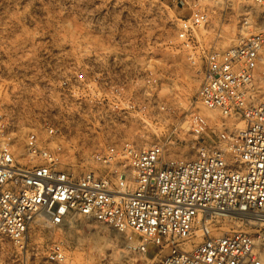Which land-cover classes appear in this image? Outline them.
Wrapping results in <instances>:
<instances>
[{
    "label": "built area",
    "instance_id": "obj_1",
    "mask_svg": "<svg viewBox=\"0 0 264 264\" xmlns=\"http://www.w3.org/2000/svg\"><path fill=\"white\" fill-rule=\"evenodd\" d=\"M179 1L190 13L168 47L184 53L200 80L187 109L170 103L171 85L168 99L160 96L157 66H127L91 48L79 61L60 58L57 80L41 95L44 110L21 146L17 118L0 109V238L14 248L10 264H64L62 241L39 260L28 248L30 234L41 239L74 218L113 230L126 252L158 264H264V0H250L261 11L251 14L256 29L224 50L198 33L210 28L211 9L232 3ZM199 106L218 114L222 121L213 125L221 131ZM225 121L237 123L231 129ZM149 134L154 141L145 140ZM75 136L89 140L88 169L76 176L65 160ZM186 143L193 159L166 157ZM233 221L254 234L219 232Z\"/></svg>",
    "mask_w": 264,
    "mask_h": 264
},
{
    "label": "rangeland",
    "instance_id": "obj_2",
    "mask_svg": "<svg viewBox=\"0 0 264 264\" xmlns=\"http://www.w3.org/2000/svg\"><path fill=\"white\" fill-rule=\"evenodd\" d=\"M215 2L207 0L205 4L215 7L211 4ZM229 2L232 5L226 10L211 9L210 28L198 33L201 41L215 43L219 50L254 31L251 14L259 16L261 12L250 0ZM189 13L179 0H0V109L5 115L17 118L16 145H22L26 129L35 125L38 113L43 112L41 95L44 88L57 80L60 58L79 61L81 53L89 48L108 50L127 66H157L162 84L160 96L167 95L168 99L166 85H171L170 103L187 109L195 101L200 80L188 68L184 53L168 47V43L175 42L178 21ZM245 16L250 18L247 26L243 25ZM226 42L231 45L223 48ZM259 66L258 71L264 72V63L260 62ZM216 121L208 123L218 133L221 129L213 125ZM224 123L232 129L237 122ZM240 127L242 123L237 124ZM148 137L145 140H155L152 134ZM88 141L76 136L67 140L65 160L74 176L88 169ZM172 150L174 153L167 158L193 159L196 155L190 143ZM74 221L60 232H44L43 238L37 240L33 230L29 250L33 249L40 260L53 242L62 241L66 251L64 264H146L147 259L148 264H158L160 261L126 252L122 236L115 239L116 232L105 226L84 219ZM233 230L254 234V228L240 226L235 221L219 228V232ZM13 255L10 242L0 238V264L12 263Z\"/></svg>",
    "mask_w": 264,
    "mask_h": 264
},
{
    "label": "bare ground",
    "instance_id": "obj_3",
    "mask_svg": "<svg viewBox=\"0 0 264 264\" xmlns=\"http://www.w3.org/2000/svg\"><path fill=\"white\" fill-rule=\"evenodd\" d=\"M207 0H205V2H206ZM209 2V1H208ZM212 5H216L215 3H211ZM245 35V34H244ZM229 45H231V44H229L228 42H226V43H223L222 44V47L223 48H225V47H227V46H229ZM223 50V49H222ZM262 63H264V56H263V58H262V61H261ZM259 68H260V66H259ZM257 88V87H256ZM255 88V89H256ZM258 89V88H257ZM256 89V90H257ZM260 92H262V91H260ZM199 108H200V113L205 117V118H207V122H213V121H215V120H217L218 122H220L221 123V119H220V117L218 116V114L216 113V112H213V111H209V110H206V109H203L202 107H200L199 106ZM16 143L18 142V141H15ZM16 145V144H15ZM15 156L17 157V158H20L21 157V159H23L25 156H26V154H25V151H24V149L23 148H17V150H16V153H15ZM23 157V158H22ZM76 218H74V219H71V221H70V223H69V226L73 223H75V220ZM115 235V239L116 238H118V237H121V235L120 234H114ZM122 240H123V238H122ZM108 243V242H107ZM111 243H113V242H111ZM107 245H109V244H106V246ZM111 245V244H110ZM109 245V246H110ZM114 248V247H113ZM105 249H106V247H105ZM109 249V248H108ZM107 249V250H108ZM114 250V249H113ZM124 251V250H123Z\"/></svg>",
    "mask_w": 264,
    "mask_h": 264
}]
</instances>
